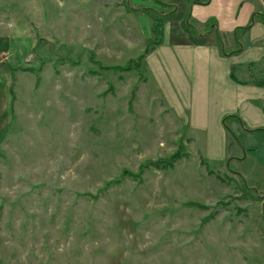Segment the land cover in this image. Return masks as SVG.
Instances as JSON below:
<instances>
[{
    "label": "rangeland",
    "instance_id": "rangeland-1",
    "mask_svg": "<svg viewBox=\"0 0 264 264\" xmlns=\"http://www.w3.org/2000/svg\"><path fill=\"white\" fill-rule=\"evenodd\" d=\"M171 2L0 0V264H264V165L190 154L137 65Z\"/></svg>",
    "mask_w": 264,
    "mask_h": 264
},
{
    "label": "crops",
    "instance_id": "crops-1",
    "mask_svg": "<svg viewBox=\"0 0 264 264\" xmlns=\"http://www.w3.org/2000/svg\"><path fill=\"white\" fill-rule=\"evenodd\" d=\"M169 5L173 15L161 27L162 42L145 58L143 72L180 128H190L188 137L179 130L188 152L215 165L247 153L264 165V0ZM136 11L131 8V14ZM152 30L144 42L154 39ZM228 117L238 119L227 120L238 142L225 126Z\"/></svg>",
    "mask_w": 264,
    "mask_h": 264
},
{
    "label": "trees",
    "instance_id": "trees-1",
    "mask_svg": "<svg viewBox=\"0 0 264 264\" xmlns=\"http://www.w3.org/2000/svg\"><path fill=\"white\" fill-rule=\"evenodd\" d=\"M149 12V14L151 15V17H153V20H154V25H153V35H154V39H148L147 41V44H146V47H145V50H144V53L139 57V59H138V63H137V65H139L140 64V62H142V61H144L145 60V58L149 55V54H151L153 51H154V49H155V46L157 45V44H160L162 41H161V38L159 37V30H160V26L162 27V25H163V22L162 23H160L161 22V20L155 15L156 13H155V11H153V10H149L148 11ZM173 15V13L171 14V16ZM163 18V17H162ZM167 17L165 16L164 18H163V20H165ZM169 18V17H168ZM153 45H155V46H153ZM9 49H10V43H9V41L6 39V38H1L0 39V53H7V52H9ZM128 69H126V70H132L131 68L132 67H127ZM233 78L236 80V81H238L237 80V78H236V76H235V70H234V72H233ZM247 83V82H246ZM258 85L259 86H261V85H263V83L262 82H258ZM231 118H234L235 120H237L238 121V119H236L237 117H228V118H226L224 121V123H225V126H226V128L228 129V131H229V133L231 134V136H232V138H233V140L235 141V142H238V139H237V133H236V130L234 131L233 129H232V127H230L228 124H227V120H229V119H231ZM180 157H181V153H177V154H175L171 159H169V161H168V164H169V166H171V167H173L178 161H179V159H180ZM231 160V159H230ZM205 162V161H204ZM205 164H208V163H206L205 162ZM209 165H206V167H208ZM212 172L213 171H210L209 173H211L212 174Z\"/></svg>",
    "mask_w": 264,
    "mask_h": 264
}]
</instances>
